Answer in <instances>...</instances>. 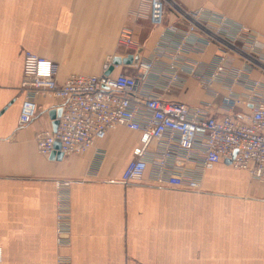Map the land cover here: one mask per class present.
I'll list each match as a JSON object with an SVG mask.
<instances>
[{
    "label": "crops",
    "instance_id": "1",
    "mask_svg": "<svg viewBox=\"0 0 264 264\" xmlns=\"http://www.w3.org/2000/svg\"><path fill=\"white\" fill-rule=\"evenodd\" d=\"M138 1L0 0V264H264V208H231L249 195L264 201V183L251 182L246 172L215 164L198 193L158 186L149 171L140 182L111 183L132 159L136 132L117 127L82 155L41 156L36 135L53 130L49 113L61 104L44 96L35 100V119L18 125L26 52L56 64L60 83L70 75H99L107 57H150L160 30L132 22L129 12ZM174 1L241 26L239 47L249 48L250 40L264 56V0ZM124 26L133 27L141 52L119 45ZM214 52L210 47L190 58L209 62ZM251 78L262 84L258 92L264 96V72L255 70ZM170 97L188 105L207 99L192 77ZM96 148L105 155L91 175ZM59 182H69L64 246L58 245Z\"/></svg>",
    "mask_w": 264,
    "mask_h": 264
},
{
    "label": "built area",
    "instance_id": "2",
    "mask_svg": "<svg viewBox=\"0 0 264 264\" xmlns=\"http://www.w3.org/2000/svg\"><path fill=\"white\" fill-rule=\"evenodd\" d=\"M129 17L160 32L150 57L122 65L125 71L114 73L119 66L107 57L99 75H70L60 83L56 64L25 53L18 125L35 119L39 96L61 101L55 131L36 135L37 153L49 156L57 152L58 143L63 156L82 155L108 131L123 127L136 132L138 142L120 179L111 183L140 182L149 171L158 186L197 192L204 173L226 161L252 180L264 182V96L258 92L262 84L251 78L255 70L264 72V56L254 50L257 45L249 40V48L241 49V26L208 9H184L174 0H139ZM118 43L142 50L131 26L121 28ZM210 47L215 52L209 62L190 58L202 56ZM111 67L113 73L107 75ZM190 77L207 97L195 105L170 97ZM235 87L244 91L237 93ZM240 106L248 109L235 113ZM104 155L103 150H94L88 165L91 175H96ZM68 184H57L59 246L67 244ZM2 254L0 249V261Z\"/></svg>",
    "mask_w": 264,
    "mask_h": 264
},
{
    "label": "water",
    "instance_id": "3",
    "mask_svg": "<svg viewBox=\"0 0 264 264\" xmlns=\"http://www.w3.org/2000/svg\"><path fill=\"white\" fill-rule=\"evenodd\" d=\"M139 59V54L137 53L134 57L132 56H127L126 58H121V57H114L112 58V65L115 66H120V65H128L131 64L132 62H137V60ZM112 68H110L109 72L107 73V75L112 71ZM61 114V109L55 110V111H51L49 113L51 120H55V124L53 125V131H55L56 127H57V121L56 119L60 116ZM55 150H57V156L56 157H62L63 155L58 151L59 150V144L55 143L54 146ZM52 154H55V152H53ZM227 164H229V161H226Z\"/></svg>",
    "mask_w": 264,
    "mask_h": 264
},
{
    "label": "rangeland",
    "instance_id": "4",
    "mask_svg": "<svg viewBox=\"0 0 264 264\" xmlns=\"http://www.w3.org/2000/svg\"><path fill=\"white\" fill-rule=\"evenodd\" d=\"M168 11L171 12L170 9H167L166 10V12H168ZM249 179L252 182V179L250 177H249ZM253 181H255V180H253ZM255 182H254V184H255L254 186L255 187H258L257 185H259V184L255 183ZM260 183H264V182H260ZM200 191H201V189L199 191H197L196 193H198ZM251 193L253 195H255V193H253V191ZM234 203H236V204L233 207L230 206L231 208H238V205H240L239 206L240 208L247 209V210H250V209H260V208L262 209V208H264V201L261 202L260 200L257 199V197H253L252 195L251 196L249 195V198H246V199H244L242 201H234Z\"/></svg>",
    "mask_w": 264,
    "mask_h": 264
}]
</instances>
